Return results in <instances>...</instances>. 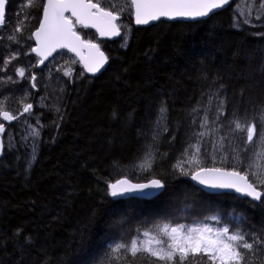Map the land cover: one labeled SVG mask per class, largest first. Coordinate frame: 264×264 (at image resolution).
I'll return each mask as SVG.
<instances>
[{
  "label": "trees",
  "instance_id": "1",
  "mask_svg": "<svg viewBox=\"0 0 264 264\" xmlns=\"http://www.w3.org/2000/svg\"><path fill=\"white\" fill-rule=\"evenodd\" d=\"M43 2L24 7L21 13L26 0H8L6 24L0 29L7 34L23 15L29 17L20 25L24 30L21 44L7 42L9 48L4 49L0 42V65L7 52L20 53L7 71H0V100H6L8 110L18 114L19 100L27 92L34 117L43 125L31 162L22 144L18 149L6 148L0 158V241H7L6 247L0 244V264H101L111 247L130 243L138 229L163 223L192 225L212 216L219 217L223 226L264 232L261 201L206 194L189 182L190 176L172 171L184 145L187 112L213 80L225 85V118L238 104L241 112L249 108V97L264 100V19L245 24L229 6L203 21H160L135 29L128 0H105L104 6L116 5L114 11L126 9L119 22L124 26L122 37L114 43L98 41L92 31L76 29L109 58L103 73L97 78L78 77L83 70L76 63L72 65L74 79L69 80L55 69L75 58L61 52L41 70L31 68L38 84L32 89L29 80L15 74V68L38 61L31 52L33 41L27 37L39 25ZM50 75L60 77L59 84ZM60 86L67 89L63 120L46 106L54 99L49 94ZM44 96L49 97L47 101L41 99ZM161 101L169 109V132L161 134V151L168 155L157 161L152 173L142 172L136 168L144 148L139 130L150 129ZM21 119L6 128V145L13 137L19 142ZM29 121L34 123V118ZM176 129L177 138L170 145L168 137ZM152 175L166 181L162 195L152 200L114 201L107 195L109 182L124 178L145 182ZM18 228L35 239L23 255L17 250L19 245L13 244ZM150 262L159 264L140 253L135 258L127 255L119 264Z\"/></svg>",
  "mask_w": 264,
  "mask_h": 264
},
{
  "label": "snow or ice",
  "instance_id": "2",
  "mask_svg": "<svg viewBox=\"0 0 264 264\" xmlns=\"http://www.w3.org/2000/svg\"><path fill=\"white\" fill-rule=\"evenodd\" d=\"M39 3L41 0H26V4L22 5L21 13L24 7L31 8ZM7 4L8 0H0V29L6 24ZM229 4L230 0H128V8L134 14L136 25H147L162 18L167 20L204 18L214 10ZM259 4L260 8H264V0H259ZM104 5L105 0L43 2L39 26L27 37L35 40V47L31 48V52L35 53L39 60L34 65L17 66L15 74L21 79L29 80L31 88L36 89L37 75L31 72V68L44 65L45 61L59 49H66L78 58V60L70 59L67 66L61 65L55 69L56 72H61L63 77L74 79L72 65L76 63L83 66V71L77 74L78 77H83L85 73L94 76L100 72L109 58L97 43L83 39L76 29L77 26L95 28L102 37L121 36V29L124 26L118 21L126 9L114 11L116 7L114 3L109 6ZM251 15L252 13L249 12L244 17L243 23L250 24ZM28 18L27 15H23L22 19H18L14 30L7 34L0 31V42H4L2 44L4 49L9 48L7 42L17 45L22 43L20 37L23 36L24 30L20 25ZM254 18L261 19L259 11ZM7 22L10 23V19ZM19 56V51L7 52L0 65V71H7L8 66ZM26 71L29 72L27 76ZM48 71L51 74L53 70L49 68ZM203 78L208 79L207 76ZM6 79L15 83L11 76ZM50 79L56 80L58 84L60 82V77L50 75ZM224 87L222 80L218 85L213 80L208 91L202 92L200 99L187 112L188 119L185 123L188 127L185 129L184 145L172 165V171L181 176H190L191 180L207 189H231L264 203L262 200L264 197V100L257 102L254 97H249L247 100L249 108L241 112L238 104L232 108L228 118H225L228 101ZM66 91L65 86L58 87L49 94L54 97L52 103L46 105L54 109L60 120L64 119ZM239 95L243 98L244 89L240 90ZM48 98V96L41 97L45 101ZM19 103L22 105V110L18 114H13L7 108V101L0 100V120L11 123L26 114L34 115V105L28 102L27 92ZM168 111L167 102L161 101L156 111V118L151 121L150 129L139 130V135L144 138V148L136 168L142 172L152 173L157 161L168 155L166 151H161V134L169 132ZM22 123L25 128L19 142L13 137L6 145L4 137L6 125L0 122V157L5 154L6 148L18 149L22 144L27 149L29 162L34 158L33 154L38 147V138L41 136L40 130L43 125L39 120L31 123L27 118ZM56 127L59 128V124H56ZM178 131L179 129H176L168 137L170 145L176 140ZM250 145L253 146L251 149ZM225 165L230 166L225 167ZM165 187L166 181L158 175H152L145 182H132L124 178L109 182L107 195L113 198L130 195L140 199H152L162 195ZM211 219L217 224L220 223V218L217 216H212ZM120 223H123V219ZM137 231V237L130 243L120 242L111 247L101 264H112L113 260L119 264V261L127 255L135 258L140 253L148 258H154L159 264H255L256 261L264 264V232L257 234L255 230L244 231L239 225L236 228L229 226L214 228L207 223L188 227L163 223L153 224L151 227ZM13 237V244L19 245L17 250L22 255L28 246L35 245L34 237L24 233L23 229H16ZM0 244L6 247L7 241H0Z\"/></svg>",
  "mask_w": 264,
  "mask_h": 264
},
{
  "label": "water",
  "instance_id": "3",
  "mask_svg": "<svg viewBox=\"0 0 264 264\" xmlns=\"http://www.w3.org/2000/svg\"><path fill=\"white\" fill-rule=\"evenodd\" d=\"M233 0H230V4L229 5H226L224 8H221V9H216L213 11V13H210V15L208 17H204V18H198V19H177V20H167V19H161L159 21H152L150 22L149 24L147 25H136L135 24V18H134V14L132 13V26L133 28L137 29V28H140V27H148V26H152V25H155L157 24L158 22L162 21V22H184V23H194V22H197V21H203V20H206L208 19L210 16L214 15L215 13H218V12H221L225 9H227L231 3H232ZM46 2V0H45ZM66 15H70V13H66ZM41 19H42V15H41ZM121 20V18H120ZM120 20L118 21V23L120 22ZM39 26V25H38ZM78 28H81V29H85V30H90L92 31L96 36H97V39L98 41H106V42H110V43H114V42H117L121 37H122V31H121V36H115V37H108V36H100V34L96 31L95 28H83V27H80V26H77ZM33 41V44H34V47H35V40L32 39ZM102 51V50H101ZM61 52H66L68 53L69 55H71L73 58H75L76 60H78L77 57H75V54L74 53H71V52H68L66 49H59L57 50L56 52L53 53V55L51 57L48 58L47 61H45V64L44 65H40L39 67H36V70L39 71L41 70L48 62H50L56 55H58L59 53ZM32 55L35 57V59L39 60V57L36 56L35 53L32 52ZM82 70H83V66L80 64ZM108 66V63L105 64V66L100 70V72L96 73L94 76L92 74H88V73H85V75L87 77H90V78H97L98 76H100L103 71L107 68ZM0 122H3L5 123L6 125V128L8 126H10L14 121H12L11 123L9 122H6V121H2L0 120ZM1 158V157H0ZM188 180L189 182L195 186L196 188L200 189L202 192L206 193V194H209V195H233L235 197H237L238 199H248L249 201L253 202V203H256V204H259L260 201H257V200H253L251 197H247V196H244L242 195L241 193H237L235 192V190H231V189H226V190H213V189H207L205 188L204 186L202 185H199L196 181H193L191 180L190 177H188ZM164 191V190H163ZM163 193V192H162ZM111 197V196H110ZM131 198H134V199H140V198H135L134 196H130V195H126L124 197H118V198H113L111 197L112 200L114 201H118V200H126V199H131ZM156 198V197H155ZM263 198V197H262ZM154 199V198H152ZM152 199H140V200H152Z\"/></svg>",
  "mask_w": 264,
  "mask_h": 264
},
{
  "label": "flooded vegetation",
  "instance_id": "4",
  "mask_svg": "<svg viewBox=\"0 0 264 264\" xmlns=\"http://www.w3.org/2000/svg\"><path fill=\"white\" fill-rule=\"evenodd\" d=\"M230 6L235 12L236 17L239 19L243 20L244 17L247 16L249 12H251L252 15L249 17V19L251 21H258L254 18L258 11L261 14V19H264V8H260L259 0H233Z\"/></svg>",
  "mask_w": 264,
  "mask_h": 264
},
{
  "label": "rangeland",
  "instance_id": "5",
  "mask_svg": "<svg viewBox=\"0 0 264 264\" xmlns=\"http://www.w3.org/2000/svg\"><path fill=\"white\" fill-rule=\"evenodd\" d=\"M125 29H128V27L127 26H125ZM42 103H44V102H40V106H42ZM46 104V103H45ZM39 106V105H38ZM39 106V107H40ZM22 110V109H21ZM33 113L35 114V111H33ZM25 118H27L28 120H31V118H34V123H35V121L37 120V118H35L34 117V115H32V116H28L27 114L25 115V116H23V118L21 119V124H22V126H21V130L24 132V128H25V126H24V124L22 123V121L23 120H25ZM201 223H207V224H209V226H211V227H214V228H218V227H222L223 225H221V223H219V224H217L215 221H213L212 219H211V217H209L208 219H206V221L205 222H201ZM201 223H196V224H192V225H184V226H186V227H188V226H198L199 224H201Z\"/></svg>",
  "mask_w": 264,
  "mask_h": 264
},
{
  "label": "bare ground",
  "instance_id": "6",
  "mask_svg": "<svg viewBox=\"0 0 264 264\" xmlns=\"http://www.w3.org/2000/svg\"><path fill=\"white\" fill-rule=\"evenodd\" d=\"M18 123V122H17Z\"/></svg>",
  "mask_w": 264,
  "mask_h": 264
}]
</instances>
